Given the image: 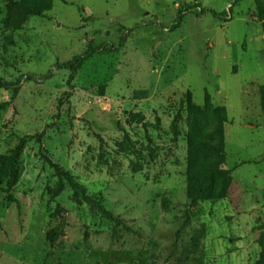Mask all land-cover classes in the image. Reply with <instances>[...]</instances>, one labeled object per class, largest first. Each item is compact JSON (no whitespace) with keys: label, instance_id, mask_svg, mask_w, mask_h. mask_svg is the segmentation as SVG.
I'll return each instance as SVG.
<instances>
[{"label":"rangeland","instance_id":"1","mask_svg":"<svg viewBox=\"0 0 264 264\" xmlns=\"http://www.w3.org/2000/svg\"><path fill=\"white\" fill-rule=\"evenodd\" d=\"M49 1L0 0V80L12 84L0 89V103L11 101L0 112V155L23 145L15 185L11 166H0V264H256L264 250L256 1L52 0L26 19L12 6ZM90 45L105 50L71 78L61 63ZM220 127L224 164L197 146L218 141ZM52 162L122 223L60 180ZM215 165L232 170L227 194L192 206L190 188Z\"/></svg>","mask_w":264,"mask_h":264},{"label":"trees","instance_id":"2","mask_svg":"<svg viewBox=\"0 0 264 264\" xmlns=\"http://www.w3.org/2000/svg\"><path fill=\"white\" fill-rule=\"evenodd\" d=\"M241 1V0H237ZM256 1V10H257V16L262 22V28L264 32V0H255ZM14 6L16 12L19 13V15L26 19L30 15H42L45 11L51 10L52 8V0H50L48 3H38L34 4L31 7L27 6ZM214 15L218 16V13L215 10L211 11ZM181 20V17L179 18ZM179 25V23H178ZM123 46V43L121 44ZM103 46H93L90 45L88 48L84 51L83 54L78 55L74 57L72 60L61 63V68L68 69L71 72V78H74L80 70L85 62H87L91 57H93L97 53H102L104 51ZM9 86H12V84L0 80V89L1 88H8ZM105 86H101L102 91H104ZM261 90L264 92V85L261 86ZM18 88L15 89V92L17 93ZM11 104V101H4L0 103V112L4 109H6ZM264 104V99H263ZM219 136L220 139L218 141H206L201 140L197 143V146L213 151L215 153H218L223 158L221 160L220 164L225 163V131L224 127H220L219 129ZM22 144L16 149L15 153L12 155H0V166L6 167L7 165L11 166V174H10V187L15 185L17 183L18 174L17 169L15 167L17 163V159L20 156V152L22 150ZM47 160H49L47 158ZM224 160V161H223ZM53 166L56 169V172L60 178V180L67 179L73 189L79 194L82 193L84 196V199L93 207L97 208L104 216L110 217L114 219L116 222L115 226L117 227L119 224L122 223V219L119 217H115L111 211H109L100 201L96 200L93 195H90L87 193L86 188L81 185L80 183L76 182L73 177L65 172L60 165L53 163ZM203 175L206 176L207 183L201 184L196 187L190 188L189 195L191 199V205L194 206L197 204L198 201L205 197L213 196L214 198H222L227 194L228 188L230 183L232 182V170L226 169L224 167H221L220 165L211 166L210 168L202 171ZM62 184L59 186L58 191H61ZM128 229V227H126ZM55 237L53 238V241H55L56 236H58V231H54ZM256 264H264V250L261 253L260 259L256 262Z\"/></svg>","mask_w":264,"mask_h":264}]
</instances>
